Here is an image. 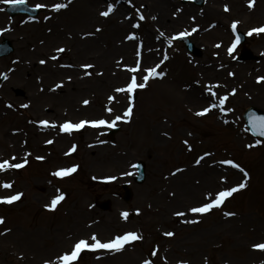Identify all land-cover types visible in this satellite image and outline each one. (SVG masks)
<instances>
[{"label":"rangeland","instance_id":"374dc122","mask_svg":"<svg viewBox=\"0 0 264 264\" xmlns=\"http://www.w3.org/2000/svg\"><path fill=\"white\" fill-rule=\"evenodd\" d=\"M100 1L103 9L111 3V0ZM182 1L177 0L175 3L185 7L181 14L188 15L191 22L205 16L203 10L207 3L214 1V5H217L215 0H205L204 5L200 7ZM26 3L34 6L37 3L45 4V0H26ZM145 3L144 0H131V4L125 2L124 12H129L132 20L136 19V9L145 17L143 21H137L141 25L139 29L129 28L127 33H135L138 37L146 31V26L151 25L152 20L155 22L149 7L151 4L144 6ZM233 5L237 4L230 5L228 8L230 11H225V5L221 1L217 5L226 25L225 37L218 40L221 42L224 39L225 48L229 50L236 42V31H233L231 25L238 21L236 29L240 28L246 34L245 46L257 55V59L239 60L241 48L239 45L230 53L229 58L232 60L228 62L230 69L246 67L250 70V76L245 79L227 74L222 79L227 81L226 86L216 88L214 91L217 94L216 98H219L218 95L222 92L227 94L232 89L236 90L235 95H230L224 105L226 109H233L222 115L226 117L228 123H224L225 120L216 115H191L184 111L183 107L177 112V118L170 119L164 105L168 102L175 104L176 101H181L183 85L189 76V67L197 66L195 64L198 62L217 55L219 51L214 48L219 41L211 43L209 37L204 39L200 35L197 38L195 35H189L191 41L201 51L200 56L194 57L174 36L180 31L184 32L186 28L160 29L158 23L159 31L165 33L163 38L168 44L167 49H174L175 56L171 62L164 63L158 70H162L165 77H156L145 90L142 89L144 91L137 89L132 94L135 95V101H131V106L141 125L150 121L152 115L154 118L160 116L168 118L165 121L167 126L165 133L168 135H165L163 140L168 149L150 148L146 154L142 152L140 144L131 145L134 130L123 120L117 122L120 131L115 134L113 141H109L107 136L109 128L106 126L96 128L86 124L81 130L68 135L60 133L58 127L53 129L38 123L47 120L55 122L58 126L64 121L76 123L81 120H111L115 115L106 112L100 100L83 104L89 95L88 86L80 93L82 100L73 104H67L63 100L64 95L69 92L68 88L73 87L76 80L75 69L66 71L59 67L61 71L64 70L61 74H65L67 80L61 92H55L53 88L51 91L48 89L39 92L37 83L31 76L21 75L17 82L12 81L14 71L11 65L18 54L19 58L24 56L23 50L20 49L22 41L18 36L25 33L23 28L32 27L38 30L42 28L44 22L48 20L45 17L51 16L52 12H49L48 8H42L35 20H26L22 16L10 18L4 11L3 0H0V29H10L0 34V39L6 37L15 45L11 55L0 59V73L4 72L8 76L7 80L0 83V129L3 136L0 139V159H9L10 153H16L19 154V159L13 163L22 162L25 158L28 160L25 167L5 172L3 178L0 174V181L13 182V188L10 190L0 188V196L23 193L21 199L11 205L0 204V217L5 221L0 224V232L10 229L6 234L0 235V264H44L45 260H52L55 264V258L69 251L74 241L89 238L92 232H95L103 242L129 231L137 232L142 239L126 244L118 254L130 251L134 253L136 261L132 264H142L144 259L152 260L153 264H178L179 261H187V264H264V251L252 249L254 243L264 242V140L259 139L262 143L255 147H247L254 144L258 138L251 136L242 119V113L248 106L264 111V100L255 99L256 95H261L264 91V82H257V78L264 75V32L248 34L250 30L264 26V3L259 2L258 6L251 8L238 6L240 11L246 14L252 11L262 12V18L259 19L254 16L245 18L234 10ZM186 7L192 10H186ZM189 15H193L194 20H191ZM186 20L189 23V20ZM80 22V19L78 21L73 18L69 20L68 26L72 30L79 29L83 33L80 40L88 42L89 48L86 49L84 63H91L98 71L118 70L119 63L106 65L103 62L106 58H119L116 49L109 47L105 39H101L98 45L96 37L99 34L88 33L87 25ZM84 27L86 31L83 32ZM169 38H173L171 44L167 42ZM64 40L62 37H56L50 46L52 44L56 46ZM38 43L41 45V40H38ZM30 53L33 51L30 50ZM56 77L57 75L52 79ZM24 79L29 82H24ZM52 79L48 78V81L54 82ZM113 80L118 81L114 76ZM127 82L128 77L125 75L117 83L125 86ZM14 88H22L25 95L16 96ZM147 95L149 102L154 105V112L142 120L138 113L144 108L141 103H147ZM122 98L125 102L122 107L126 110L129 100L126 94ZM9 103L13 107H7ZM25 104L29 106L22 107ZM27 124L34 129L31 136L25 135L20 129ZM18 129L19 133H16ZM48 140H52L53 143H46ZM185 140L191 146L190 150L188 145L183 143ZM73 145L76 146V150L66 155ZM101 148L113 154V161L106 163L108 165L106 167L85 156L86 151ZM26 153L30 155L26 157ZM205 153L209 155L205 156ZM202 156L203 160L196 164L195 161ZM224 159L238 163L249 174L248 177L245 178L239 169L219 163ZM138 160L144 161L146 166V178L142 184H136L132 179L135 170L131 165ZM72 165H77L78 169L67 177L57 178L51 175L57 169ZM125 172L132 174L122 175ZM208 173L210 177L203 181L204 184L201 183V178L208 176ZM169 176L175 179H168ZM222 176L227 177L224 183L221 182ZM108 177L116 179L109 180ZM245 180L247 186L227 198L220 208H214L203 215L187 213L188 208L206 202L205 193L215 194L223 188L235 186ZM124 182H127L133 191L132 198L127 203L120 199L119 185ZM57 189L65 195V199L55 210H48L45 205L58 194ZM157 189L160 192L158 197L153 194ZM99 197L111 198L112 208L109 211H101L93 205L94 200ZM174 198L175 201L172 200ZM137 209L142 211L140 215L135 213ZM125 211L134 213L124 220V223L121 221L114 223L115 218L111 224L105 222V219H109L116 212ZM177 211L187 214L173 215ZM226 212L235 215L225 216ZM196 219L199 220L198 223L186 222ZM169 231L174 235L165 236L164 233ZM32 241L35 245L29 248L28 245H31ZM25 246L30 252L27 253ZM35 248L38 256L31 252ZM153 250H158L156 257L150 255ZM112 256L114 255L107 250H84L77 264H117L110 261L113 259Z\"/></svg>","mask_w":264,"mask_h":264},{"label":"bare ground","instance_id":"6f19581e","mask_svg":"<svg viewBox=\"0 0 264 264\" xmlns=\"http://www.w3.org/2000/svg\"><path fill=\"white\" fill-rule=\"evenodd\" d=\"M220 1L222 2V4L227 5L228 8H230V5L232 6V4H237L233 5L235 7L234 10L238 11V13H241L245 18H250L251 16H254L256 19L262 18V12L255 13L254 11H252V13L246 14L240 11V8L238 6L243 5L245 6V8H247L249 3L248 0H215L217 5ZM144 2H146L148 5L151 4L149 5V7H151L152 13L157 12L159 16L157 18L158 21L157 23L151 21V25L146 28V31L142 35L137 37L136 41L132 40L130 42H127L125 41V37L126 32H128L130 28V23L122 6L116 5L112 15L103 17L100 15V12L105 10L101 8L100 0H71L70 3L69 0H45V4L47 5H51L53 3H66L68 4V6L60 10L59 12H53L56 15L49 17L48 20L44 22L43 27L39 30L32 29V27L23 28L25 33L20 34L18 36V39L20 38V40L22 41L20 49L23 50L24 56H21L19 58L18 54L17 59L11 65V69L12 71H14L12 81L14 80L15 82H17L19 78H21V75L31 76L36 81L39 92H42V90L47 91L48 89L51 91L52 88L55 90V92H61V90L65 88V83L67 80L66 75L61 74L64 72V70L61 71L60 68H64L66 71H73V69H75L77 71L75 72L74 70L76 80L75 82H73V87H67L69 92L64 95L63 100L66 101L67 104H73L77 101L82 100L80 93L84 91V88L86 86H88L89 90L87 91L89 95L87 100L89 102L100 100L103 102L105 110L107 107H111L113 109L112 113L114 115L122 116V105L124 102L122 98L123 92L117 93L114 92V89L122 87L117 82H120L123 76L127 75L129 79L131 73L126 70L125 66L131 67L135 65V61L137 58H135L134 52L137 45L140 42H142L143 45L140 48L143 57L141 59V69L145 67H151L156 61H161L165 54L167 55L168 59L164 60V62H167L171 59V56H173V53H166L168 44L164 40V36L157 39L158 32H160L158 29L159 24L161 26L160 29H162V27H167L173 30H183L182 28L184 27L189 33H191V35H195L196 38L198 37V35L202 36L204 39L206 37L211 38V43L216 42L220 37H225L224 28L226 27V25L224 20L221 18L223 14L219 13L217 5H214V1H212V3L206 4L205 10H203L205 16H201V18L199 20H196L195 22H191L188 15H183L177 10H171L168 7H165L164 4L159 1L144 0ZM175 2L176 0H167V3H170L171 5H173ZM259 2L264 3V0H259L258 2L257 0H253V6H258ZM48 9L50 10V8ZM186 9L192 10L191 8ZM73 18L78 21L80 19V23L87 25L88 33H93L94 35L99 34L96 37L98 45H100L99 42L101 39H105L109 47L116 49L119 58H106L103 59V62L106 65H115L119 62V69L121 71L117 67L116 69L118 70L115 71H109L108 69L98 71L94 67L89 69H83L80 67V65L92 64L84 63L86 58V49L89 48V45L88 42L80 40V36L83 33L79 29L72 30L68 26L69 20ZM186 19L189 20V23ZM77 24L78 26L80 25L79 22H77ZM97 28H99L100 31H96ZM193 28H196L197 31L192 32L191 30ZM13 30H15L14 27ZM17 30L19 31V29ZM82 30L83 32L86 31V27H84ZM56 37H62L65 40L60 42L56 46H54L53 44L50 46L52 40ZM38 40H41V45L38 43ZM217 45H220L219 47L214 48L218 49L219 51L217 55L209 57L205 61L198 62L197 64H195L197 66L189 67V76L185 80L181 101H176L175 104H169L170 102H168L164 105V109L169 112L170 119H175L178 117L177 112H179L181 107L184 108V111L194 116L198 111L202 110L205 107H208L212 102V98L211 94L206 91V86L216 84H219L220 87L226 86L227 81L222 79H224L227 74L232 73L235 76H239L245 79L250 76V70H247L246 68H236L232 70L230 69V67H228L230 55L225 48L224 39H222L221 42L219 41ZM57 48H64L65 51L63 53H57L55 51ZM30 50H32L33 53H30ZM52 56H56L57 59L52 60ZM40 60H45L46 63L41 64L39 63ZM62 65H71V67H64ZM53 67L60 68L51 69ZM42 68L46 69L43 70ZM85 71L90 72L91 75H84ZM142 74V72L136 73L138 82H140L139 80L142 78ZM56 75L57 77L55 79H52ZM113 76L116 77L118 81L113 80ZM214 76L216 77L215 79L212 78ZM218 76L221 77V79ZM48 78L52 79L54 82H49ZM61 81L63 82L62 87L54 88V86ZM24 82L27 83L29 81L24 79ZM45 82H48V84H45ZM220 87L213 88V91H215L216 88ZM79 94L80 96L78 97ZM223 95H225L224 92L220 93L218 97ZM109 96H114L115 100L109 102ZM262 98H264V91L261 95L258 94L255 96V99L259 101L264 100ZM215 100L218 103V98H215ZM146 101L147 103H141V106H143L144 108L141 109V111L138 113V115H141L142 120L144 117L146 118L147 115L150 116L154 112V105L149 102V95H147ZM206 115H216L222 120L226 119L225 116H222L226 115V111L221 112L219 108L212 109ZM167 120V117L160 116L154 118V115H152L150 117V121H147L141 125L139 117L132 113L129 121L125 122L127 125L132 126V130H134V136L131 139V145L140 144L143 148L142 152L146 154L148 153V149L150 148H154L157 150H167L168 145H165V143H163V140L165 139V128L167 130L165 121ZM20 129L25 135H33L34 129L30 124L20 127ZM16 133H19V129ZM2 138L3 136L0 129V139ZM9 156L10 158L12 156H15L16 159H19V154L16 153H10ZM85 156L93 161H97L96 163H98L102 167L108 166L106 163L113 161V154L107 149L103 150V148L86 151ZM0 174H2L3 178L4 173ZM207 175L208 176H204V178H201V183L204 184L205 182L203 181H206L210 177L209 173ZM168 179L173 180L175 179V177L172 178L171 176H169ZM150 191L152 192L153 189ZM153 194L156 197L160 196V192L158 189ZM172 200L175 201L176 198ZM121 213L122 212H116V214H114L115 216H112L113 218L109 217V219H105V222H109L111 224L114 218V223H119V221L122 222L123 218L121 217ZM141 213L142 211H139L138 214L140 215ZM32 245H35L34 241H32V244L28 245V247L30 248ZM9 246L10 244L7 245V247ZM26 251L28 253L30 252V249L28 250L26 248ZM31 252L34 253V255L38 256L36 248L31 250ZM111 253L114 256L111 257L113 259L110 261H115L117 264H132L136 261L134 258V253H132L131 251L122 254H118V252Z\"/></svg>","mask_w":264,"mask_h":264},{"label":"snow or ice","instance_id":"6c2138e0","mask_svg":"<svg viewBox=\"0 0 264 264\" xmlns=\"http://www.w3.org/2000/svg\"><path fill=\"white\" fill-rule=\"evenodd\" d=\"M71 2V0H69V3ZM127 2L129 4H131V0H127ZM3 3L12 7H16V6H20V5H24L26 3V0H3ZM68 6V4L66 3H53L51 5H47V4H42V3H37L36 5H34V8L39 10L42 8H50V10L52 12H59L60 10L66 8ZM253 6V0H249L248 3V7L251 8ZM114 4L113 3H108L107 4V9L105 11L100 12V15L103 17H108L113 11H114ZM228 6L225 5V11H228ZM136 13L137 15H139V20L143 21L145 19L144 15L140 13L139 9H136ZM49 17H45V19H48ZM129 19H131V16L128 17ZM152 19H156L155 17H152ZM238 21H234L231 25L233 31L236 30V26H237ZM132 27L134 29H139L141 27L140 23H134L132 24ZM10 29H0V34H2L4 31H8ZM96 31H100L99 28L96 29ZM192 32L197 31L196 28H193L191 30ZM253 32L259 34L264 32V26L259 27V28H255L250 30V32L248 33L249 35H251ZM165 35V33L163 32H158V36L157 39H159L160 37H163ZM186 35H190L189 32H187V30H185L184 32L179 33L180 37H184ZM174 38V37H173ZM173 38H169L168 39V43L171 44L172 43V39ZM126 39L128 40H133L136 41L137 37L135 33H131L128 36H126ZM239 36L236 37V42L232 45L231 48H229V53L232 52V49L235 48L236 43H239ZM142 42H140L135 50V55L137 57L136 61H135V65L134 66H125L126 70L131 73L128 82L126 83L125 86L120 87V88H116L114 89V92L120 93L123 92L127 95V98L129 100V106L126 108V110L123 112V115H115L111 120H105V119H97V120H92V121H85V120H81L79 122H72V121H64L63 123L59 124L58 126L56 125L55 122H49L47 120H41L38 123L40 125H43L45 127H51L53 129H56L58 127V131L60 133H66L68 135H71L74 131H79L80 129H82L86 124L92 126V127H96L99 128L101 126H106L108 128H114L117 126V122L118 121H124V122H128L131 115H132V106H131V101L133 99V93L136 92L137 89H144L145 87H147L149 79L150 78H155V77H163L164 76V72L161 71H157V68L160 67V64H162L164 62V60H167L168 57L165 54L163 59L160 61V63L156 64L154 67H145L143 69H141V51L140 48L142 47ZM220 45H217V47H219ZM57 53H63L65 51L64 48H57L55 50ZM52 60H56L57 57L56 56H52L51 57ZM39 63L44 64L46 63L45 60H40ZM119 63V62H118ZM64 66V65H62ZM64 67H71V65H66ZM81 68L83 69H89L94 67L93 65H88V64H84V65H80ZM11 71V69H10ZM138 72H142V79L141 82H138L137 80V75L136 73ZM0 75L3 76V78L5 80L8 79V76L6 74L0 73ZM84 75H91L90 72L85 71ZM229 75H234L232 73H229ZM69 80L71 79V77L68 78ZM257 82H264V77H258L257 78ZM63 82L61 81L60 83H57L54 88H60L62 87ZM215 87H220L219 84L216 85H208L206 86V91L209 92L211 94V98H212V102L209 104L208 107L203 108L202 110L198 111L196 113L197 116H204L207 113H209L212 109L214 108H219V110L221 112H231L233 111V109L228 108L225 109L224 105L226 103V101L229 99L230 95H235L236 90L232 89V91L230 93H227L223 96H220L218 98V103L216 102L215 98H216V92L213 91V88ZM54 90V89H52ZM109 102H112L113 100H115L114 96H109L108 97ZM84 105L89 104L88 100H84L83 101ZM29 105L25 104L22 105V107H28ZM7 107L11 108L13 107L10 103L7 105ZM106 111L109 113L113 112V109L111 107H107ZM224 123H228L227 120L224 121ZM251 130L253 131L254 134H258L260 137H264V115H250L249 116V121H248ZM165 135H168L167 133H165ZM46 143L51 144L53 143L52 140H48L46 141ZM183 143L185 145H188L189 150L191 148V146L188 144V141L185 140L183 141ZM262 141L257 139L254 144H250L247 145V147L252 148L255 147L256 145L261 144ZM76 150V146L73 145L69 151L66 153V155H70L72 152H74ZM27 154L26 153V157ZM205 156L209 155L208 153L204 154ZM203 156L200 157L199 159H197L195 161L196 164H199L201 162V160H203ZM36 159H43V157H36ZM16 160L15 156H12L9 159H0V173H5L8 172L10 170L13 169H21L23 167H25V165H27L28 160L27 158L23 159L22 162L19 163H13V161ZM219 163L223 164V165H229L232 168H236L239 169L242 173L243 176L245 178L248 177V173L246 171H244L243 168H241V166L234 162L231 159H224L222 161H220ZM131 167H138V165H131ZM78 169L77 165H72L71 167H66V168H60L57 169L55 172L51 173L52 176L57 177V178H64L67 177L73 173H75ZM177 171H181L180 169H177ZM132 173L130 172H125L122 175H131ZM107 179L109 180H115L116 177H108ZM227 181V177L222 176L221 177V182L224 183ZM246 180L242 181L240 183H238L235 186H231V187H227V188H223L222 190L216 192L215 194H213L212 192H207L205 193V203H202L199 206H194V207H190L187 209V213H191L193 215L196 214H206L209 213L212 209L214 208H220L221 205L224 204L225 200L229 197H232L234 193H236L237 191L244 189L246 187ZM0 188L5 189V190H10L13 188V182L11 181H0ZM57 195H55L49 204L45 205V207L48 210H55V208L57 207V205L65 199V195L60 191V189H57ZM23 193L20 192H16L14 194L11 195H3L0 196V204H7V205H11L14 202H17L21 199ZM137 214L139 213V209L136 210ZM186 212L183 211H177L175 212L173 215L175 216H185L187 214ZM225 216H232L235 215L232 212H226L224 214ZM129 216L128 212H122L121 213V217L123 219H127ZM4 218L0 217V224H3ZM188 223H198L199 220H189L186 221ZM8 231H10V229H4L3 232H0V235H4L6 234ZM165 236L171 237L174 235L173 232L169 231L164 233ZM142 239V237L140 235H138L137 232L135 231H129V232H125L123 234H117L114 237H112L111 239L107 240V241H101L98 237L96 233H92L91 236L89 238H80L76 241H74L71 249L69 251L63 252L61 254H59L56 258H55V264H77L78 259L81 255V253L84 250H89V251H96V250H107V251H111V252H119L122 251L124 249V246L126 244H129L131 242L137 241ZM252 249L258 250V251H264V242L262 243H254L252 245ZM157 251L158 250H153L150 255L152 257H156L157 256ZM44 264H54V262L52 260H45ZM142 264H153V261L150 259H144L142 261ZM178 264H187V261H179Z\"/></svg>","mask_w":264,"mask_h":264},{"label":"water","instance_id":"95a60500","mask_svg":"<svg viewBox=\"0 0 264 264\" xmlns=\"http://www.w3.org/2000/svg\"><path fill=\"white\" fill-rule=\"evenodd\" d=\"M248 113H251V111H249Z\"/></svg>","mask_w":264,"mask_h":264}]
</instances>
